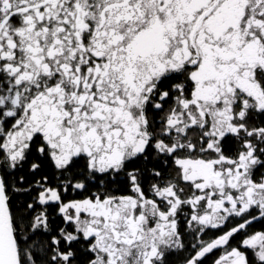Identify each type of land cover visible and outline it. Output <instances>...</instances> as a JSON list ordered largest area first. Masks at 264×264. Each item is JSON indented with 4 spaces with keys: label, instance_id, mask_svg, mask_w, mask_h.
Wrapping results in <instances>:
<instances>
[{
    "label": "snow or ice",
    "instance_id": "obj_1",
    "mask_svg": "<svg viewBox=\"0 0 264 264\" xmlns=\"http://www.w3.org/2000/svg\"><path fill=\"white\" fill-rule=\"evenodd\" d=\"M0 264H264V0H0Z\"/></svg>",
    "mask_w": 264,
    "mask_h": 264
}]
</instances>
